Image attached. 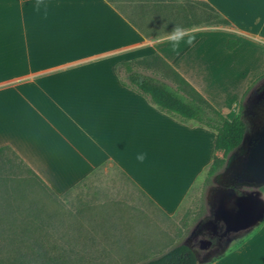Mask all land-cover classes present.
I'll return each instance as SVG.
<instances>
[{
  "label": "crops",
  "instance_id": "0c3cea01",
  "mask_svg": "<svg viewBox=\"0 0 264 264\" xmlns=\"http://www.w3.org/2000/svg\"><path fill=\"white\" fill-rule=\"evenodd\" d=\"M195 1L230 25L191 29L196 39L176 56L167 41L157 44L135 28L115 0H0V147L13 150L57 196L107 165L163 217L176 216L208 179L218 156L215 132L162 111L117 65L158 55L234 120L260 69L235 75L233 58L242 61L250 46L264 52V0ZM37 3L48 5L46 15L35 11ZM208 33L217 37L220 56ZM230 40L239 41L233 51ZM132 71L156 76L136 65ZM140 152L147 154L143 163L135 159ZM259 226L234 250L198 264H264V220Z\"/></svg>",
  "mask_w": 264,
  "mask_h": 264
},
{
  "label": "rangeland",
  "instance_id": "374dc122",
  "mask_svg": "<svg viewBox=\"0 0 264 264\" xmlns=\"http://www.w3.org/2000/svg\"><path fill=\"white\" fill-rule=\"evenodd\" d=\"M137 3L136 0L115 1V5L126 12ZM203 35L212 43L213 55L220 56L215 34ZM250 47L242 48L241 54L245 58L242 61L233 58L234 66L229 70L235 75H247L245 71L250 68L260 69L250 81L251 88L244 95L239 115L234 117L245 122L247 135L264 126V102L246 112L250 98L264 86V77L256 81L264 73V52L256 46L253 49ZM119 72L124 75L123 69ZM167 83L175 87L170 80ZM217 83L219 80L214 79L212 84ZM247 143L248 138L227 158L217 175L224 171L230 159L239 160L240 156H246ZM5 158L12 162L0 164V178L6 179V182L0 181V189L14 194L13 203L17 211L13 217L19 221L25 216L24 210H34L35 217L31 215V219H39L44 228L42 234H34L42 240L39 244L42 245L41 251H28L26 258L22 259L26 264H142L178 244L186 245L194 226L208 216L207 198L219 179L212 176L197 184L177 215L167 218L134 185L126 183L116 174L111 166H103L106 170L98 171L73 190L57 196L29 175L10 152L5 153ZM241 187L243 191L259 190L264 199V185ZM258 229L242 234L227 248L234 250ZM18 252L0 251V264H18L20 257L17 260L14 258ZM206 260L209 258H198V262Z\"/></svg>",
  "mask_w": 264,
  "mask_h": 264
},
{
  "label": "trees",
  "instance_id": "16d2710c",
  "mask_svg": "<svg viewBox=\"0 0 264 264\" xmlns=\"http://www.w3.org/2000/svg\"><path fill=\"white\" fill-rule=\"evenodd\" d=\"M114 2V0H108ZM116 1V0H115ZM135 1V0H131ZM138 3L131 6L126 12L119 6L115 7L137 28L142 34L155 38L162 31H171L174 26L182 28L222 27L230 23L220 15L211 5L195 0H136ZM239 41L230 40L227 50L238 46ZM134 65L147 71H152L158 77L145 76L132 71ZM124 68L130 85L139 92L149 95L152 102L162 111L177 116L183 121H195L201 126L215 132V153L213 163L208 173V179L216 176L223 169L227 158L235 152L247 135V127L241 119L228 120L206 102L189 84H187L165 61L158 55L129 63H120L117 68ZM264 73L256 79L260 80ZM127 80V79H126ZM170 80L175 87L166 81ZM255 81V82H256ZM127 86L126 83H123ZM242 108V106H241ZM10 152L26 172L33 176L41 185L50 191L43 181L24 163V161L9 147H0V164L8 165L12 161L5 158ZM8 163V164H7ZM1 182L6 179L0 178ZM14 194L0 189V251H19L14 255L19 257L18 264H26L28 251H41V241L34 234H42L43 226L39 219H31L34 210H24L22 220L13 216L17 211L13 203ZM35 217V216H34ZM22 251V253H21ZM142 264H198L195 253L187 246L178 244L167 252L147 260Z\"/></svg>",
  "mask_w": 264,
  "mask_h": 264
},
{
  "label": "water",
  "instance_id": "95a60500",
  "mask_svg": "<svg viewBox=\"0 0 264 264\" xmlns=\"http://www.w3.org/2000/svg\"><path fill=\"white\" fill-rule=\"evenodd\" d=\"M260 89L257 91H260ZM256 93L250 98L246 108L248 107L252 110L256 103L261 100L260 96H255ZM246 136L240 147L244 144ZM236 164V159H230L224 171L215 177L234 178L236 183L243 185H255L256 187L264 185V128L256 131L250 141H248L246 156L242 158L240 170L235 173L233 171ZM207 199L209 208H213L218 203L216 210L218 213L214 214V222L222 223L225 232L248 234L264 220V199L261 197L259 190L247 191L240 195L228 194L226 199L227 201L233 200L235 207L233 212L225 210L221 196L216 199L215 194L210 196L209 193Z\"/></svg>",
  "mask_w": 264,
  "mask_h": 264
},
{
  "label": "flooded vegetation",
  "instance_id": "af4514ba",
  "mask_svg": "<svg viewBox=\"0 0 264 264\" xmlns=\"http://www.w3.org/2000/svg\"><path fill=\"white\" fill-rule=\"evenodd\" d=\"M264 87L260 91H256L255 96H260L261 100L255 105L258 106L260 103L264 102ZM251 109L246 108V112L249 113ZM264 126L259 127L256 131L261 130ZM255 131V132H256ZM254 132V133H255ZM254 133L246 136L248 141L253 137ZM243 156H240L239 160L236 159L237 164L233 172H237L241 168V161ZM241 186L243 184L236 183L234 178H219L217 179V184L214 188L210 190V196L216 195V199L221 196L222 202L224 204L225 210L233 212L235 207L232 201H227L226 196L228 194H242L247 191H243ZM253 191V190H252ZM219 195V196H218ZM216 203V202H215ZM217 204L213 208H209V214L204 219L200 220L191 231L189 237L187 238L186 244L196 255L198 260L199 257L204 258H214L221 254L233 241L238 239L241 234H234L225 232L224 226L220 222H214V214H217Z\"/></svg>",
  "mask_w": 264,
  "mask_h": 264
},
{
  "label": "clouds",
  "instance_id": "9594fccd",
  "mask_svg": "<svg viewBox=\"0 0 264 264\" xmlns=\"http://www.w3.org/2000/svg\"><path fill=\"white\" fill-rule=\"evenodd\" d=\"M35 11L38 13L43 12V14L46 15L48 12V5L43 3H37L35 5ZM190 32L191 29L189 28L174 26L171 31H162L152 40L157 44H161L167 41L169 47L166 49V51L170 54L179 56L184 50V47L187 45H191L196 39V36L189 35ZM146 155L147 154L144 152L137 153L135 159L139 163H143L146 159Z\"/></svg>",
  "mask_w": 264,
  "mask_h": 264
}]
</instances>
